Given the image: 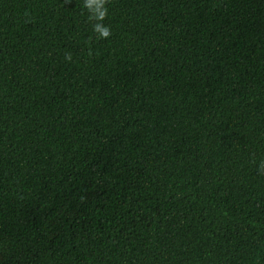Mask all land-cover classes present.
I'll list each match as a JSON object with an SVG mask.
<instances>
[{
    "label": "trees",
    "instance_id": "16d2710c",
    "mask_svg": "<svg viewBox=\"0 0 264 264\" xmlns=\"http://www.w3.org/2000/svg\"><path fill=\"white\" fill-rule=\"evenodd\" d=\"M103 7L0 0V264H264V0Z\"/></svg>",
    "mask_w": 264,
    "mask_h": 264
},
{
    "label": "clouds",
    "instance_id": "9594fccd",
    "mask_svg": "<svg viewBox=\"0 0 264 264\" xmlns=\"http://www.w3.org/2000/svg\"><path fill=\"white\" fill-rule=\"evenodd\" d=\"M104 0H84V7L87 8L91 14L90 18L97 20L103 19L106 15V9L103 7ZM93 30L102 38H107L110 35V30L107 26H102L100 23L93 25ZM70 59V57H66ZM264 167V165H262Z\"/></svg>",
    "mask_w": 264,
    "mask_h": 264
}]
</instances>
